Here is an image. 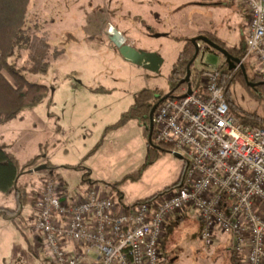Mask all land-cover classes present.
<instances>
[{
  "label": "rangeland",
  "instance_id": "rangeland-1",
  "mask_svg": "<svg viewBox=\"0 0 264 264\" xmlns=\"http://www.w3.org/2000/svg\"><path fill=\"white\" fill-rule=\"evenodd\" d=\"M177 2L183 6L182 0H175L174 3L168 1L161 23L139 24L133 20V16H129L131 24L128 32L136 36L134 47L145 52L152 50L163 59L160 69L153 71L126 60L118 50L112 48L107 36L92 29V14L104 11L107 15L102 20L107 23L120 15L104 6L102 0H32L27 27L47 37L50 69L43 75L24 74L31 81L47 86L49 96L42 104L25 111L10 124L0 125V142H7L14 148L18 140H22L27 144V153L21 157L24 159L39 153L45 156L54 154V162L62 164L65 170L62 175L72 194L81 193L85 184V168L91 172L90 178L104 188L106 184L120 182L112 192H122L124 204L146 199L159 192L165 193L166 188L179 180L184 157H187L181 159L172 152L152 150L149 145H154L152 133L149 138L145 137L144 127L137 121L108 132L106 129L101 142L84 159H79L78 148L70 151L68 156L55 149L60 144L69 148V142L71 147L90 144L89 139H77L78 134H75V140L70 141L71 135L66 132L70 105L95 103L107 114L111 110V113L119 115V111H125L130 104H134L135 94L143 89L167 92L169 76L180 53L201 34H215L230 47H244V23L248 22V16L240 4L233 0H184L185 6L177 12ZM148 26L151 27L148 29ZM119 27L122 28L120 23ZM205 45L199 41L202 51L195 58V67L199 71L219 68L225 62L224 56L206 50ZM26 60L27 53L24 51L15 59L20 67ZM251 90L253 94L242 84L236 83L233 86L234 100L264 119V87L254 85ZM52 112L53 116L50 114ZM149 160L152 162L145 168L140 180L124 182L125 177L141 169ZM40 161L43 163L45 160ZM28 179L34 190L42 189L43 175L30 174ZM27 206L22 216L28 223L20 216L17 219L19 227L11 221L14 225L0 229V264H51L39 235L25 227H30L32 223L34 205ZM201 237L202 224L196 211L190 209L175 224L172 234L165 237V262L232 264V240L229 235L218 231L211 246H207Z\"/></svg>",
  "mask_w": 264,
  "mask_h": 264
},
{
  "label": "built area",
  "instance_id": "built-area-1",
  "mask_svg": "<svg viewBox=\"0 0 264 264\" xmlns=\"http://www.w3.org/2000/svg\"><path fill=\"white\" fill-rule=\"evenodd\" d=\"M233 1L248 16L236 70L248 64L264 81V0ZM220 78L219 68H206L198 89L155 106L153 142L187 157L180 186L156 199L123 204L91 186L67 203L64 185L44 162L31 167L30 174L43 175V186L30 228L51 264H167L168 224L190 209L207 246L221 231L231 237L234 264H264V128L230 112Z\"/></svg>",
  "mask_w": 264,
  "mask_h": 264
},
{
  "label": "trees",
  "instance_id": "trees-1",
  "mask_svg": "<svg viewBox=\"0 0 264 264\" xmlns=\"http://www.w3.org/2000/svg\"><path fill=\"white\" fill-rule=\"evenodd\" d=\"M31 1L0 0V125L9 124L25 111L32 110L42 104L49 96V88L47 86L31 81L24 74L43 75L47 74L50 69V63L48 62L50 44L47 37L40 36L35 29L27 27ZM203 36L224 48L234 58H243L242 47H230L215 34ZM205 48L208 51L217 52L218 55L222 54L207 44ZM196 49V46L189 42L186 49L180 53L169 76L167 92L158 89L141 90L135 94L134 104L130 109L122 114L115 125L107 128L106 132L121 128L134 120L144 127V135L149 138L151 132L150 115L156 104L166 96L180 97L185 95L189 89L196 90L199 88L201 71L195 67V57L199 56L202 49L199 47L198 54ZM22 51L27 53V60L20 67L15 59L20 56ZM224 59L225 62L219 67L221 73L220 85L223 87V93L230 112L240 118L244 124L264 128V119L254 111L241 107L233 97V86L236 83L242 84L249 93L253 94L251 89L254 85L264 87L262 77L255 73L248 64H243L244 69L240 67L237 70H230V64L225 56ZM189 72L191 75L189 80L186 81ZM102 91L107 92L105 89ZM153 144H149L152 150L172 152V148L169 145L156 144L154 142ZM42 147H40L41 152ZM44 157L43 153H39L22 164L13 153L8 151L6 144L0 143V192L6 199L12 198L15 202L13 207L0 205V218L10 220L19 227L17 219L21 215L22 207L34 205L38 195V191L34 190L33 185L29 183L30 169ZM151 162L152 160H149L141 169L128 175L123 181L140 180L143 176V171ZM45 166L56 177L58 167L53 166L48 161H46ZM185 167L186 164L184 162L179 180L166 188L164 192L180 186L185 175ZM87 181L85 178V182ZM91 182L98 184L96 181ZM119 184L120 182L114 185L106 184V186L114 191ZM115 194L117 200L123 202V193L119 191ZM163 194V192H159L139 202L153 200ZM175 224L173 222L169 224L167 236L172 234ZM166 243L167 241L164 240L162 250H164ZM235 258L236 254L232 253V264H234Z\"/></svg>",
  "mask_w": 264,
  "mask_h": 264
},
{
  "label": "crops",
  "instance_id": "crops-1",
  "mask_svg": "<svg viewBox=\"0 0 264 264\" xmlns=\"http://www.w3.org/2000/svg\"><path fill=\"white\" fill-rule=\"evenodd\" d=\"M168 1L169 0H102V3L104 6L112 8V12H114V14L119 13L120 15L115 20L110 19L109 23H107L105 20H102L104 18V15H107V14L104 11H98L96 15L92 14V16L90 17L92 29L97 31L99 34L101 33L104 36H107L109 38L108 40L110 44L112 45V48L114 50H118L115 47V45L111 42L110 37H109L110 35L109 26L112 25L116 30L120 31L123 35H125L129 39L130 44L134 47L135 46L134 38L136 36H134V34H131V32H128L130 30L129 27L131 24L130 22L131 17L129 16H133V20L139 24L145 23L146 25H152L154 24V22L161 23L164 20L162 19V15L165 13L164 9L165 7H167ZM170 1L171 3L175 2V0H170ZM182 2H183V6H185L184 0H182ZM176 6H178L177 12H179L183 8V6L179 5L178 2L176 3ZM119 23L122 25V28L119 27ZM247 23H244L245 24L244 27H246ZM150 27L151 26H148V29ZM134 28L135 27L133 26V29ZM151 52L153 51L151 50ZM132 104H130V106ZM129 107L125 111H122V112L119 111V115H118L116 113L114 114V112L111 113V110L109 111V114H107V112H104L103 109L98 107V105L95 103L94 104L87 103L85 105H77V104L70 105L69 112H67L68 125L66 129V132L71 135V137L69 136L70 141L75 140L76 139L75 134H78L79 136L77 137V139L82 140V141H86L89 139L90 144L89 145L84 144V147L83 145L71 147L70 142H69V148L66 147L64 144H60V146L56 148L55 151L64 152V154H67L68 156L70 154V151L74 150L75 148H78L79 150L78 153H80L79 159L81 160V159L86 158L89 155L88 154L89 151L97 143L101 142V139H102L101 137H103L104 132L108 128V126L117 122L118 119H120V116L124 112H126L129 109ZM50 114H52L51 116L54 115L53 112ZM83 136H86L87 138ZM0 143L6 144L8 146V151L13 153L22 164L26 163L29 159L37 155L35 154L29 159L21 158L25 155V153H27L26 151L27 144L24 143L22 140H18V143L16 144L14 148L11 145L7 144V142L2 141ZM57 155H61V154H57ZM54 157L55 155L51 154V155L45 156L43 159L45 161L50 162L53 166L58 167V170H56V177L64 185V191L61 194L62 200L64 202L71 203L73 201H76L78 198L83 196L87 192V190L90 189L91 186H100L104 188V186L102 185L93 184L91 182L93 181L90 178L91 172L85 168L86 172H84V176H83V182L85 184L83 185V189L80 194H72L68 190L67 183L64 179V176L62 175V172H64L65 170L62 164L54 162V159H53ZM73 167H76V166H73ZM69 176H71V174H69ZM85 178L88 180L87 182H85ZM105 188L111 195L116 196L115 192H112L110 187L109 188L105 187ZM3 203H6V205ZM14 203L15 202L12 198L5 199L3 194L0 192V205L13 207ZM126 204H132V203H126ZM25 208L27 209L28 206H25ZM22 214H23V211H21V215ZM182 216L183 214L176 217V219L175 218L172 219L170 223L171 222L177 223L178 221L182 219ZM21 218H24V220L26 221L25 217L22 216ZM10 222H11L10 220H5L3 218H0V229H3L7 226L11 227L13 223L12 222L10 223ZM26 223H28V221H26ZM25 227L30 228L29 226H25Z\"/></svg>",
  "mask_w": 264,
  "mask_h": 264
},
{
  "label": "water",
  "instance_id": "water-1",
  "mask_svg": "<svg viewBox=\"0 0 264 264\" xmlns=\"http://www.w3.org/2000/svg\"><path fill=\"white\" fill-rule=\"evenodd\" d=\"M110 40H111V33L109 35ZM199 41H203L205 42L207 45L215 48L216 50H218L220 53H222L226 58L227 61L230 64V70H232L236 65L241 64L242 61L241 59L238 58H234L228 51H226L224 48H222L221 46H219L218 44H216L215 42H213L212 40H210L209 38L201 35L198 38L193 39V44L196 46V50H197V54L199 52ZM117 49L119 50L120 54L128 61L143 65L145 68L147 69H151V70H156L158 71L163 63V59L155 52H145L143 50H138L135 47L127 44L124 45L122 47H117ZM197 56V55H196ZM197 58V57H195ZM242 69H244V65H241ZM191 73L189 72L186 81L189 80ZM192 92L191 89H189L188 94H190ZM155 109V107H154ZM154 109L150 115V119H151V133L153 132V123H152V116H153V112ZM177 157H181L180 154H175ZM45 166H43L44 168Z\"/></svg>",
  "mask_w": 264,
  "mask_h": 264
},
{
  "label": "bare ground",
  "instance_id": "bare-ground-1",
  "mask_svg": "<svg viewBox=\"0 0 264 264\" xmlns=\"http://www.w3.org/2000/svg\"><path fill=\"white\" fill-rule=\"evenodd\" d=\"M112 27V28H111ZM109 32H111V42L115 45V47L117 48V47H122V46H124L125 44H127L128 42H129V39L125 36V35H123L120 31H118V30H116L112 25L110 26V29H109ZM201 36V35H200ZM244 41H245V39H244ZM203 42V41H202ZM205 43V42H204ZM129 44V43H128ZM206 44V43H205ZM131 45V44H130ZM132 46V45H131ZM200 47V46H199ZM243 53H244V47H243ZM223 55V54H222ZM237 66V65H236ZM236 66L232 69V70H236ZM264 82V81H263ZM192 90V89H191ZM167 97H169V96H166L165 98H167ZM165 98H163V99H165ZM163 99H161V100H163ZM160 100V101H161ZM159 101V102H160ZM158 102V103H159ZM157 103V104H158ZM156 104V105H157ZM150 127H151V119H150ZM153 131H154V126H153ZM152 136H153V132H152ZM172 153H173V151H172ZM173 154H175V153H173ZM181 155V154H180ZM181 157L183 158L184 156L183 155H181ZM184 160H185V164H186V159H185V157H184ZM44 166H45V161H44ZM45 168H47L46 166H45ZM48 169V168H47ZM185 169H186V167H185ZM49 170V169H48ZM50 171V170H49ZM51 172V171H50ZM52 173V172H51ZM55 177V176H54ZM57 178V177H56ZM106 189V188H105ZM107 190V189H106ZM114 196V195H113ZM115 197V199L117 200V198H116V196H114ZM119 201V200H118ZM140 200H138V201H136V202H134V203H137V202H139ZM121 202V201H120ZM121 203H123V202H121ZM124 204V203H123ZM23 207H25V206H23ZM22 207V208H23ZM23 210V209H22ZM22 216V215H21ZM176 219V218H175ZM172 221V220H171ZM169 224H170V222H169ZM169 224H168V226H169ZM168 230V229H167ZM167 235V234H166Z\"/></svg>",
  "mask_w": 264,
  "mask_h": 264
}]
</instances>
